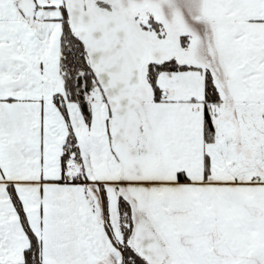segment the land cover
Returning a JSON list of instances; mask_svg holds the SVG:
<instances>
[{"label":"snow or ice","instance_id":"snow-or-ice-1","mask_svg":"<svg viewBox=\"0 0 264 264\" xmlns=\"http://www.w3.org/2000/svg\"><path fill=\"white\" fill-rule=\"evenodd\" d=\"M0 264H264V0H0Z\"/></svg>","mask_w":264,"mask_h":264}]
</instances>
